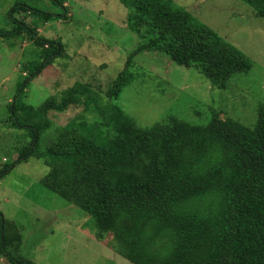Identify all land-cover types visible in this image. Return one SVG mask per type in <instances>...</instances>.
<instances>
[{
  "label": "trees",
  "instance_id": "1",
  "mask_svg": "<svg viewBox=\"0 0 264 264\" xmlns=\"http://www.w3.org/2000/svg\"><path fill=\"white\" fill-rule=\"evenodd\" d=\"M52 1L62 13L15 3L8 14L15 27L0 29V37L27 34L38 49L37 60L23 64L30 68L26 81L7 104L12 126L28 129L30 142L0 178L31 157L42 160L49 167L42 183L84 211L98 239L111 235L110 246L132 264H264V104L254 127L218 114L206 125L172 118L143 127L115 103L132 81L129 66L140 52H163L219 88L249 71V58L172 0H120L132 10L128 26L147 40L107 90L77 82L34 109L22 100L26 86L56 58L66 57L65 49L60 38L42 37L14 14L67 20L65 1ZM243 1L264 19V0ZM72 105H83L95 117L81 115L55 128L50 140L43 138L53 126L48 113H64ZM0 220V254L11 264H35L12 255L21 233L17 227L8 232L2 214Z\"/></svg>",
  "mask_w": 264,
  "mask_h": 264
},
{
  "label": "rangeland",
  "instance_id": "2",
  "mask_svg": "<svg viewBox=\"0 0 264 264\" xmlns=\"http://www.w3.org/2000/svg\"><path fill=\"white\" fill-rule=\"evenodd\" d=\"M64 1L67 20L47 22L32 11L14 14L42 37L60 38L65 49L66 57L56 58L26 86L22 100L34 109L77 82L107 90L127 57L147 40L143 31L128 26L132 10L120 0ZM172 1L243 52L251 69L234 74L225 88H219L194 67L177 65L163 52L144 51L133 57L132 81L115 103L143 127L172 118L206 125L214 114L254 127L258 107L264 104V19L243 0ZM17 2L46 13L63 12L52 0H0V29L15 27L8 14ZM37 50L27 34L0 37V173L30 142L28 129L12 126L7 104L26 81L30 68L23 64L37 60ZM81 115L88 121L95 117L83 105H72L64 113L49 112L53 126L43 138L50 140L55 128ZM48 172L42 160L31 157L0 178V214L8 232L17 227L21 233L12 255L35 264H132L110 246L111 235L98 239L91 218L42 183ZM0 264L11 263L0 254Z\"/></svg>",
  "mask_w": 264,
  "mask_h": 264
}]
</instances>
